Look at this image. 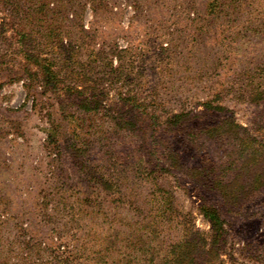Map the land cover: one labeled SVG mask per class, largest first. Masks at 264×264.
<instances>
[{
  "label": "rangeland",
  "instance_id": "obj_1",
  "mask_svg": "<svg viewBox=\"0 0 264 264\" xmlns=\"http://www.w3.org/2000/svg\"><path fill=\"white\" fill-rule=\"evenodd\" d=\"M10 10L0 0V264H61L53 256L63 250L80 264H99L102 251L110 264L106 242L115 230L124 237L128 215L116 218L101 178L124 195L154 191L129 173V134L115 127L110 107L146 121L147 134L154 118L182 115L197 131L233 120L237 134L209 140L196 132L194 145L184 136L171 143L185 169L204 166L234 189L244 185L236 203L187 171L165 175L161 186L196 230L209 231L202 203L219 209L228 233L220 264H264V0H21L17 14ZM52 31L66 46L60 54L50 48ZM25 53L53 63L62 90L51 95L33 81L37 66ZM96 73L114 78L101 86L106 109L69 121L72 99ZM131 97L145 112L131 108Z\"/></svg>",
  "mask_w": 264,
  "mask_h": 264
},
{
  "label": "trees",
  "instance_id": "obj_2",
  "mask_svg": "<svg viewBox=\"0 0 264 264\" xmlns=\"http://www.w3.org/2000/svg\"><path fill=\"white\" fill-rule=\"evenodd\" d=\"M6 1L10 6V11L14 10L13 12L16 13V8L20 5L21 0ZM43 7L38 9V13L43 12ZM33 11L31 10L28 14V18L33 20V24L27 22L35 27L34 21L37 24V19L34 18ZM5 26H9L8 30L12 29V23L10 22L5 23ZM52 32L49 36L50 48L60 54L61 51L66 49V46L63 45L61 33ZM20 39L23 43L28 44V33H23ZM34 42L35 39H32V43L29 44L31 51L35 50ZM25 58L29 63L37 66L35 73L29 75L30 78L32 77L33 81L40 82L46 92L56 95L61 86V77L55 69V65L49 60H40L31 53H25ZM111 73L115 74V79H117V70H113ZM107 77L106 80L105 76L101 77L96 73V78L88 81L90 85L85 84V91L78 92V99L74 98L70 103V107L74 112L69 116V121L75 117L76 112L96 115L100 113V110L106 109L103 107L105 106V94L101 86L103 82H113L114 80L112 76ZM78 87L74 86L72 89L76 91ZM257 95L259 96L257 100H262V93L259 92ZM125 101L133 110L140 113L145 112L144 110L141 111L144 107H141L136 98L131 97V99ZM57 106L60 115L65 112V106H62V104ZM107 111L116 114L113 117L115 127L129 134L126 139L124 137L125 154L132 166L129 173L146 181L147 185L154 188V191L147 198L141 199V197H133L134 189L132 187L130 191H126L127 195H124L121 186L116 181L107 185L106 180L104 181L101 178L99 185L105 186L107 191L111 189L114 194L111 200L112 206L117 212L115 214L116 218L120 210H125L128 215L124 237L120 238L119 231L115 230V234L110 241L106 242V250L110 255L109 263L220 264L227 246L228 233L221 220L219 209L202 203L198 210L204 220L208 222L209 231L196 230L192 215L185 214L180 217L179 210H177L174 203L173 192L162 187L161 182L165 175L168 176L172 172L187 171L186 175L191 182L194 179L204 177V180H206L205 188L219 191L225 204L231 201L236 203L237 199L245 194L244 185L238 187L239 189H234L235 187L231 182L218 179L217 176L212 175L213 172L209 173V171L207 173L204 166H201L199 170L185 169L186 166L183 163V157L180 156L181 153L175 150L171 143L174 137L184 136L186 139L189 138V144L194 145L197 138L196 132L211 136L212 139L209 140L214 138L217 140L219 137H225L224 135L237 134L236 124L232 119H227L222 124L211 125L197 131L188 127L189 124L183 121L182 115H173L167 121H159L157 118L151 119V128L155 131L147 134V129H141L140 126L148 125V123L138 117H136L138 120L131 119L132 111H129L130 113L127 114L129 116L123 119L120 118V111L116 108L110 107ZM157 130H160L162 136L156 134ZM113 144L116 146L115 143ZM102 181L104 185L101 184ZM102 256V251L96 252L95 259L99 264L104 263ZM53 259H57V263L61 264H80V259L68 250H63L59 255H54Z\"/></svg>",
  "mask_w": 264,
  "mask_h": 264
}]
</instances>
